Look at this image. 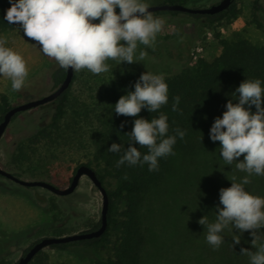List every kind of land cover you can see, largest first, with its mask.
<instances>
[{
	"label": "trees",
	"instance_id": "1",
	"mask_svg": "<svg viewBox=\"0 0 264 264\" xmlns=\"http://www.w3.org/2000/svg\"><path fill=\"white\" fill-rule=\"evenodd\" d=\"M191 1L162 0L163 3L183 5H189ZM9 7V0H0V32L13 30L17 26V24H8L4 19ZM151 13L153 16H165L173 19L172 23L178 28L172 32L171 36L167 35L165 40L157 42L155 53L152 49L138 47L137 55L140 50L147 52V58L140 63L122 62L117 65L115 61H108L111 70H122L127 72V75L114 81L102 79L101 82L90 86V91L97 92L98 96L92 102L80 107V111L76 112L77 119L68 123L66 116L71 82L76 74V71H73L69 86L61 94L52 101L15 113L3 133L12 132L17 136L15 157L18 161L15 164L16 170L10 169V171L21 177L19 171L25 172V169H21L23 165H19L20 160L21 158L29 160L26 150H33L32 147L43 144L52 146L54 151L63 146L70 148L80 140L83 132L88 131L92 153L87 161L80 162L76 166L83 163L93 167L108 196L107 224L101 235L51 244L39 250L27 264H48L49 255L46 248L94 250L97 254L92 256L91 264H139L143 244V234L138 225L139 204L144 193L168 174L172 168L173 159L178 156L191 157L199 153L211 156L214 165L218 167V170L215 169L216 171H213L210 178L212 184L223 178L221 173L223 167H235V162L232 165L225 164L220 155L219 142L210 140L209 130L215 118L222 117L223 112L226 111L225 105L229 100L233 103L238 102V93H235V90L241 82L259 79L261 87L264 88V44L254 45L245 38L221 39V52L214 60L208 61L203 57H192L190 49L193 40L179 26L186 22H192L202 27H209L224 21L230 22L238 13L234 0L226 9L212 14L178 10H157ZM251 16V22L259 28L264 27V21L260 19V16L264 17V4L261 0H252ZM46 69L49 71L50 88L53 89L63 80L65 70L51 58L46 64ZM146 71L163 74L165 77V82L168 85L167 104L156 112L150 113L147 109H142L138 117L116 115L114 110L118 99L128 92L134 91L136 80ZM23 93L24 97L35 94L40 96L41 91L26 88L23 89ZM177 96L180 97L179 111H173L172 105ZM12 105L8 95L5 92H0V120ZM261 106L264 107V98H262ZM26 111H35V116H26ZM44 111H46V116H44ZM251 111L255 112L254 106L251 107ZM161 113L168 117L167 135H176L175 129L177 128L186 132L183 139L176 136V143L173 145L174 155L158 158L159 167L156 171H149L147 163L129 166L125 162L117 167V161L123 156L128 144L131 143L128 133L132 130L133 121L136 118L151 120L158 118ZM122 123L123 127H121ZM112 143H121L124 148L119 153L109 152L107 149ZM133 146L138 148L142 156L148 153L146 147H140L138 144H133ZM57 157V154L52 153L47 158L52 160ZM239 159H243V157ZM217 163L218 165H216ZM76 166L73 168L72 174ZM29 170H31V177L41 178L55 184L47 173L37 169ZM242 176H246V173L243 172ZM255 176L254 179H257L258 183L256 187L261 184L264 188V176ZM125 177L127 178L125 179ZM253 183L255 185V182ZM25 188L32 189L36 199L39 202H45L44 205L47 204L46 210L51 212V220L47 224L37 225L38 237L23 249L22 254L39 238L59 236L64 233L58 224L60 220L58 214L61 210L57 203L52 199L46 200L45 196L39 193L38 189L41 187L25 186ZM99 224L100 213L86 230L95 229ZM261 231L264 236V229ZM228 258L224 259L223 257L224 264H234L233 260ZM0 264L7 263L5 260H0Z\"/></svg>",
	"mask_w": 264,
	"mask_h": 264
},
{
	"label": "rangeland",
	"instance_id": "2",
	"mask_svg": "<svg viewBox=\"0 0 264 264\" xmlns=\"http://www.w3.org/2000/svg\"><path fill=\"white\" fill-rule=\"evenodd\" d=\"M217 1L192 0L189 6H208ZM261 1L264 4V0ZM145 2L156 4L162 0ZM234 2L238 13L230 22L224 21L209 27L186 22L179 26L193 40L190 49L193 58L214 60L221 52V39L245 38L254 45L264 44V27L259 28L251 22L252 0ZM116 12H119L118 7ZM163 18L166 23L163 30L157 34L154 48L143 45L138 47L152 49L155 53L157 42L165 40L167 35L171 36L178 28L172 23L173 19L165 16ZM260 19L264 21V17L260 16ZM0 37L7 38L5 46L20 53L29 69L24 87L16 92L11 89V81L0 76V92H5L11 103L17 104L39 96L35 94L24 97L23 89L39 90L40 96L51 91L49 71L46 69L50 58L42 53L36 42L25 37L19 25L13 30L0 32ZM126 75L127 72L122 70H110L99 75L92 74L87 69L76 72L69 91L67 122L72 123L73 119H77L76 112L80 111V107L98 96L97 92L90 91V86L101 82L102 79L114 81ZM25 115L34 117L35 111H26ZM16 137V134L7 132L0 138V167L7 171L16 170ZM32 149L26 150L29 160H20L19 165H23L21 169H25V172L19 171L21 177L41 179L31 177L29 169H37L47 173L59 187L68 185L73 168L78 163L87 161L92 153L88 131L83 132L80 140L70 148L63 146L54 151L52 146L43 144ZM52 153L58 157L50 160L47 157ZM215 169L218 170V167L214 165L211 156L206 154L175 157L168 174L144 193L138 208V225L143 234L139 264H224L223 257L231 258L234 264H250V257L240 253L241 248L252 252L257 250L251 246L249 232L239 233L230 225L220 233L223 242L214 250L206 241V227L197 223L205 215L210 223L215 222L216 207H222L219 202V190L230 187L233 177L236 182L243 178V172L237 169L235 171V167H223V178L212 184L210 178ZM254 177L256 176H251V183L244 185V188L250 194L264 198V188L261 184L256 187L258 183ZM38 190L46 200L52 199L59 206L61 212L58 214V224L64 230L62 235L86 230L100 213L101 195L84 175L80 177L74 191L68 195H57L42 188ZM44 204L45 202L36 199L32 189H26L25 186L0 176V260L13 264L22 255L23 249L38 237L37 225L47 224L51 220V212L46 210L47 204ZM237 236L241 242L233 246V239ZM261 243H264L263 239ZM46 251L49 255L48 264H91L92 256L97 254L94 250L86 251L80 248H46Z\"/></svg>",
	"mask_w": 264,
	"mask_h": 264
},
{
	"label": "clouds",
	"instance_id": "3",
	"mask_svg": "<svg viewBox=\"0 0 264 264\" xmlns=\"http://www.w3.org/2000/svg\"><path fill=\"white\" fill-rule=\"evenodd\" d=\"M9 3L4 19L8 24L19 25L24 36L35 41L43 54L65 71L87 69L95 75L111 70L108 61L117 65L144 61L147 52L140 50L137 55L138 45L154 48L157 34L166 23L165 18L153 16L145 0H9ZM6 44L7 38L0 37V76L11 81L12 91H20L29 69L22 55ZM235 93L238 102L226 103V111L222 117L215 118L209 138L219 142L225 164L235 162L236 169L247 175L240 182L233 177L230 187L219 190L222 207H216L215 222L210 223L205 215L197 223L206 227V241L214 250L223 242L220 233L230 225L239 233L249 232L251 246L257 250L241 248L240 253L250 257V264H264V243H261L264 198L244 188L252 175L264 176V107L261 106L264 88L259 79L244 80ZM167 102L168 85L163 74L146 71L136 80L134 91L118 99L114 112L118 116L138 117L142 109L156 112ZM179 102L180 97H175L173 111H179ZM252 106L255 112L251 111ZM167 120L163 113L151 120L136 118L128 133L131 143L116 166L125 162L129 166L147 163L149 171L158 170V158L174 155L176 136L183 139L186 135L179 128L175 129L176 135H167ZM133 144L146 147L148 153L142 156ZM123 148L121 143H112L107 150L119 153ZM240 242L237 236L232 245Z\"/></svg>",
	"mask_w": 264,
	"mask_h": 264
},
{
	"label": "water",
	"instance_id": "4",
	"mask_svg": "<svg viewBox=\"0 0 264 264\" xmlns=\"http://www.w3.org/2000/svg\"><path fill=\"white\" fill-rule=\"evenodd\" d=\"M232 1L233 0H218L215 3L209 4L208 6H202V7L162 2V3H156V4H149L150 5L149 11L153 12L157 10H178V11H184V12H189V13L212 14V13L221 11L223 9H226ZM72 77H73V70L69 69L65 71V76L63 80L61 81V83L55 88H53L51 91H49L48 93L35 97V98L25 100L17 104H13L10 108H8L6 112L3 114L2 119L0 120V138L3 135L6 127L8 126L11 120V117L15 113L30 109L32 107H36L38 105L47 103L49 101H52L54 98H56L59 94H61L69 86L72 80ZM0 175L22 186L45 188L49 190L50 192L57 194V195H67L73 192V190L78 185L80 177L84 175L89 178V180L92 182L94 187L99 191L101 195L100 224L97 228L91 229V230L74 232L70 234L59 235V236H43L39 238L38 240H36L35 242H33L28 247V249L24 252V254H22L17 259L15 264H27L30 261V259L39 250L44 249L45 247H48L51 244L64 243V242L74 241L78 239L98 237L105 230L106 224H107L106 212H107V207H108V196H107L104 185L101 183V181L97 177L93 167L87 164H83V163L76 166L68 185L65 187H59L43 179H24L22 177H18L14 175L10 171H7L2 167H0Z\"/></svg>",
	"mask_w": 264,
	"mask_h": 264
}]
</instances>
